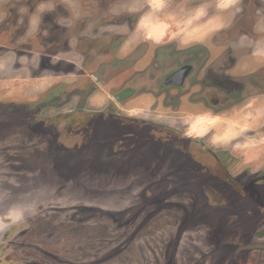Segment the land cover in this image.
Returning a JSON list of instances; mask_svg holds the SVG:
<instances>
[{"label": "rangeland", "instance_id": "obj_1", "mask_svg": "<svg viewBox=\"0 0 264 264\" xmlns=\"http://www.w3.org/2000/svg\"><path fill=\"white\" fill-rule=\"evenodd\" d=\"M259 3L0 0V264H264V101L215 115L111 97L213 35L224 52L247 32L264 59Z\"/></svg>", "mask_w": 264, "mask_h": 264}, {"label": "flooded vegetation", "instance_id": "obj_2", "mask_svg": "<svg viewBox=\"0 0 264 264\" xmlns=\"http://www.w3.org/2000/svg\"><path fill=\"white\" fill-rule=\"evenodd\" d=\"M259 4H261L260 8L264 9V4ZM36 7L37 4L33 8L31 7V11L28 10V12H34ZM110 27V29H102V31L96 27L95 30L91 31V34L99 33L102 39L106 34L107 38L109 34H114L112 32L115 26ZM241 29L246 31L245 27ZM247 34L245 32L241 37L243 40L241 44L246 47V49L244 48L246 50L245 54H238L242 50V46L230 42L224 48L225 56H221V54L224 55V52L216 49L222 50L223 45H219L214 41L216 35H213V41L208 43L199 41L188 48L180 46L165 48L162 52L164 55L162 63L164 65L159 67L149 65L144 68L146 72L150 71L149 81L142 82L137 79L140 74L136 73L128 80L131 85L127 82L121 90L113 93L111 97L122 111L126 110L124 104L126 101L140 99L144 96H153L151 98L156 97L161 103L162 100L163 103H167L166 107L176 109L189 108L186 101L192 100V105H195L199 113L203 111L202 113L219 115L220 113L232 114L234 113L233 110L246 112L248 105H255L254 101L260 100V103L264 101V63H261L264 62V59L256 58V55L260 54L257 51L261 39L255 43H250L246 41ZM84 35L87 37L85 38L86 41L88 37H99ZM51 38L54 40V37ZM48 42L53 44L51 40ZM143 45H148L145 52L136 50L130 55L129 60L134 63V71L138 69V63L145 59L151 48L149 43H143ZM91 49H93V42L87 44L85 50L89 57L88 60L86 56L84 57V63H87V61L95 62L94 57L90 56ZM137 54H140V57H136ZM175 54L176 57H174ZM253 63H261V65H249ZM144 69L142 70L143 73ZM91 77L103 90L108 85L105 83L107 80L103 81L104 79H101L102 74L101 76L92 74ZM114 96L118 97L119 100L117 101ZM204 145V142H200V146ZM211 154L214 159L219 160L215 153L211 151Z\"/></svg>", "mask_w": 264, "mask_h": 264}, {"label": "crops", "instance_id": "obj_3", "mask_svg": "<svg viewBox=\"0 0 264 264\" xmlns=\"http://www.w3.org/2000/svg\"><path fill=\"white\" fill-rule=\"evenodd\" d=\"M65 75H66V74H65ZM50 76H51V75H50ZM50 76H47V77H50ZM55 77H56L55 75H52L51 78H52V79H55ZM53 82H54V81H53ZM50 86H51V85H50Z\"/></svg>", "mask_w": 264, "mask_h": 264}, {"label": "water", "instance_id": "obj_4", "mask_svg": "<svg viewBox=\"0 0 264 264\" xmlns=\"http://www.w3.org/2000/svg\"><path fill=\"white\" fill-rule=\"evenodd\" d=\"M114 98L118 101L119 99H118V97H116V96H114Z\"/></svg>", "mask_w": 264, "mask_h": 264}]
</instances>
